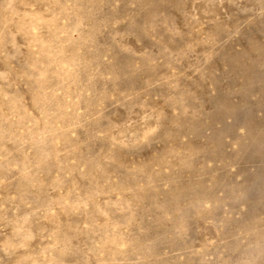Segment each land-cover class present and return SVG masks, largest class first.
<instances>
[{
    "label": "rangeland",
    "instance_id": "rangeland-1",
    "mask_svg": "<svg viewBox=\"0 0 264 264\" xmlns=\"http://www.w3.org/2000/svg\"><path fill=\"white\" fill-rule=\"evenodd\" d=\"M0 264H264V0H0Z\"/></svg>",
    "mask_w": 264,
    "mask_h": 264
},
{
    "label": "clouds",
    "instance_id": "clouds-1",
    "mask_svg": "<svg viewBox=\"0 0 264 264\" xmlns=\"http://www.w3.org/2000/svg\"><path fill=\"white\" fill-rule=\"evenodd\" d=\"M150 138L151 136L146 135V125H144L138 133L134 132V134H128V137L126 139H120L115 142L127 148L130 146L135 147L139 145H146L148 144Z\"/></svg>",
    "mask_w": 264,
    "mask_h": 264
}]
</instances>
